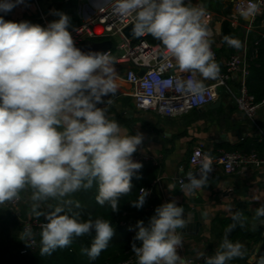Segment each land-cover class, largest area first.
Here are the masks:
<instances>
[{
  "label": "clouds",
  "instance_id": "obj_1",
  "mask_svg": "<svg viewBox=\"0 0 264 264\" xmlns=\"http://www.w3.org/2000/svg\"><path fill=\"white\" fill-rule=\"evenodd\" d=\"M20 3L23 0H0V12L7 13ZM114 11L121 17L133 16L132 34L137 38L151 35L160 41L166 59H173L176 69L188 74L176 81L178 90L203 99V80H215L220 74L203 6H187L185 0H116ZM57 14L59 20L47 27L6 21L0 16V204L20 199V193L31 188L32 212L45 219L40 225V255L50 256L71 245L74 238L94 232L90 248L81 252L95 260L115 236L111 221L83 220L80 213L62 205L41 212L40 202L96 184L97 203L118 211L121 198L132 192L134 174L143 167L132 157L144 136L139 132L122 134L121 125L108 118L106 107L98 106L111 104L110 97L118 91L114 59L106 52L85 53L78 48L68 30L70 18ZM226 42L237 44L231 38ZM172 84L173 80L153 74L148 87L162 92ZM212 171V161L205 155L199 174L188 172L182 189L204 188ZM141 191L144 195L132 202L138 209L148 195ZM155 213L147 226L137 221L138 231L131 244L137 264H190L178 254L183 241L177 229L188 224L183 207L176 201L167 202ZM255 214L264 217V205ZM232 219L226 233L237 224L243 226L242 213L233 214ZM31 235L30 228L25 229L21 239ZM243 249L226 234L205 264L243 258ZM259 264H264V257Z\"/></svg>",
  "mask_w": 264,
  "mask_h": 264
},
{
  "label": "crops",
  "instance_id": "obj_2",
  "mask_svg": "<svg viewBox=\"0 0 264 264\" xmlns=\"http://www.w3.org/2000/svg\"><path fill=\"white\" fill-rule=\"evenodd\" d=\"M111 1L78 0L76 15L83 21L86 16L94 14ZM234 1L192 2V6H203L206 10L205 21L209 20L213 31L209 40L219 54L217 63L220 69H224L225 62L234 51H247L250 55L253 48L264 39L263 20L259 19L251 26L249 16H243L238 22L226 19L233 11ZM62 2L70 0H23V3L11 11L2 13L6 21H28L37 24L40 12H44L50 16V23L57 21L54 20L57 17L56 5ZM224 22H228L232 33H235L233 38L230 37L237 42L234 49L228 48L226 38L222 34ZM114 67L118 91L115 96L110 97L112 103L104 106L107 116L121 125L122 134L142 133L144 139L137 151L151 154L159 162L158 165H146L139 174L133 176L132 190L138 186L152 187L153 190L148 203H144L141 208L142 213L139 215L136 207L125 210L123 216H130V219L122 224L130 232H137V221H143L147 226L150 218L156 214L157 207L176 201L177 206L184 209V218H189L184 229H177L183 241V247L178 249V254L184 260L197 263L215 255L233 214L242 206L243 226L228 239L234 243L240 242L244 246L245 254L243 258L232 259L227 264H259L264 249V217H257L255 210L264 205V166L243 167L235 173H226L219 168L212 175L209 174L207 186L191 192L184 191L176 178L188 172L190 155L198 144H204L211 157L222 151L251 150H256L264 157V104L259 107L255 121L238 109L234 98L226 91H219L218 100L211 105L180 117L170 118L154 112L140 111L134 105L132 86L126 82V66L114 64ZM198 78L203 79L199 76ZM212 81L203 80V83ZM230 86L237 94L236 78L230 82ZM31 195L32 189L26 188L20 193V199L32 209ZM128 199L127 206L131 201ZM39 208L46 209V205L40 202ZM191 216H195V220L190 219ZM197 222H200L198 226ZM5 224L4 219L0 220V225ZM16 226L18 227L16 222H12L10 231ZM201 253L204 254L203 258Z\"/></svg>",
  "mask_w": 264,
  "mask_h": 264
},
{
  "label": "built area",
  "instance_id": "obj_3",
  "mask_svg": "<svg viewBox=\"0 0 264 264\" xmlns=\"http://www.w3.org/2000/svg\"><path fill=\"white\" fill-rule=\"evenodd\" d=\"M116 0H112L108 4L99 8L94 14L86 16L82 23L76 28L70 30L76 45L92 40H113L116 44V51L111 54L114 59V64L126 66V82L132 86L131 95L134 99L135 108L140 111L154 112L159 115L174 118L180 117L193 110L204 108L219 98L220 88H224L226 93L230 94L238 107L249 119L255 121L259 107L264 104L258 102L255 95L250 93L247 87V80L251 72L252 62L259 57V46L256 45L251 54L245 52L234 51L229 59L225 62L224 69H220L219 77L211 83L204 84L206 91L203 99H195L190 94L180 91L176 87V81L187 78L186 73H180L176 67L175 62L171 58H167V53L163 50L161 44H152L148 40L149 35L142 37H127L124 34V29L133 23V16L121 17L114 11ZM134 15V14H133ZM0 16L4 19V15L0 12ZM243 16L251 18V26L255 25L257 20L261 19L264 23V0H235L233 11L226 17L228 21L238 22ZM49 15L40 12L39 21L42 27H47L49 24ZM237 26V25H236ZM206 31L208 32V40L212 31L211 23L205 21ZM238 27V26H237ZM210 42V40H209ZM228 45V48L234 49L235 45ZM211 50L214 53V59L217 62L219 54L210 42ZM144 70V74L140 75V71ZM153 74H157L160 79H171L173 84L171 87L157 92L155 89L148 87ZM236 78L238 83V93L235 94L230 86V82ZM105 105H99L104 107ZM207 155L212 161L213 171L222 168L226 173H235L243 167H261L264 166V157L256 150L222 151L215 157H211L207 147L204 144L196 145L190 155L188 172L199 174L201 164L204 156ZM132 159L140 162L143 167L134 175L139 174L142 169L148 164L158 165L159 162L148 153L136 151ZM187 172V173H188ZM176 178L180 187L182 188V181L187 183L186 174ZM158 180H156L157 182ZM148 192L145 198V204L148 203L149 197L152 193V187H143ZM140 189V196L144 195ZM8 205L10 210L16 213L24 230H31V237L25 239L27 246H25L21 253L31 255L38 246L36 237L40 233V225L45 223L39 220L34 215L30 214L27 217L22 216L21 199L13 202L4 203ZM0 204V205H4ZM23 230V231H24ZM185 261L190 264H205V260L193 263L191 260ZM120 264H137V258L133 253L127 260Z\"/></svg>",
  "mask_w": 264,
  "mask_h": 264
},
{
  "label": "trees",
  "instance_id": "obj_4",
  "mask_svg": "<svg viewBox=\"0 0 264 264\" xmlns=\"http://www.w3.org/2000/svg\"><path fill=\"white\" fill-rule=\"evenodd\" d=\"M194 0H185V5L192 6ZM77 2L78 0H70V2H62L56 5L55 15L57 16L54 20H59V15L57 13H64L70 18L69 31L79 26L82 21L77 17ZM222 34L225 38H233L235 33H232L230 24L224 22ZM148 40L152 44H161L158 40H155L151 35L148 36ZM163 46V45H162ZM259 46V57L251 65V75L247 80V87L250 93L254 94L257 101L264 99V39L260 40ZM116 51V46L109 52V55ZM109 99L108 97H105ZM104 98V99H105ZM99 106V105H98ZM141 187L138 186L130 194L121 198L118 211L113 212L108 204L101 206L97 203L96 196L98 193V187L96 184L90 189H81L75 193L67 195L62 198L49 199L43 201L46 205V209L39 208L38 211L48 212L52 207L56 205H62L66 210H71L73 212L80 213L83 220L91 218L93 221L97 218L110 220L113 227L115 228V236L109 242L106 250L102 251L100 256L95 260L90 259L87 255L82 254L81 249L90 248L93 241L95 233L86 234L81 237L73 239L71 245L66 248L56 249L50 256H41V236L40 233L36 237L38 241L37 248L33 251L31 255H25L21 253V250L27 246L25 239H21L22 231L24 230L23 225L20 223L18 216L15 212L10 210L8 215L12 216V221L18 227L10 231V228L6 229V240H0V264H120L121 262L127 260L133 252L131 251V244L136 232H130L125 225L122 224L123 221L130 219V216H123L125 210L129 211L132 206V202L137 200L140 193ZM131 199V201L129 199ZM127 199L130 201L128 206L126 205ZM79 207H76V204ZM139 210L138 214L142 213L141 208H136ZM243 207L239 206L235 213H242ZM21 212L23 217H27L30 214L37 217L31 208H28L26 203L21 204ZM28 213H30L28 215ZM42 222H45L44 216L41 215L37 217ZM234 221L231 218L229 226L233 224ZM12 224V222H9ZM242 226L237 224V226L230 232L226 233L228 237H231L235 233H238ZM41 232V230H40ZM137 246L140 242L135 241ZM4 245V246H3ZM261 257H264V249L261 252Z\"/></svg>",
  "mask_w": 264,
  "mask_h": 264
},
{
  "label": "water",
  "instance_id": "obj_5",
  "mask_svg": "<svg viewBox=\"0 0 264 264\" xmlns=\"http://www.w3.org/2000/svg\"><path fill=\"white\" fill-rule=\"evenodd\" d=\"M132 26L133 23L131 25H129L127 28L124 29V34L127 37H132L134 36L132 34ZM115 45V42L111 39L109 40H103V41H92V40H87L83 43H81L80 45H76L78 48H80L82 51H84L85 53L89 52V51H95V52H101V53H108L109 51L113 50ZM144 70L140 71V75L144 74ZM211 105V104H210ZM195 220V216H191L190 219ZM189 218L187 217V220ZM200 222H197V226L199 225Z\"/></svg>",
  "mask_w": 264,
  "mask_h": 264
},
{
  "label": "rangeland",
  "instance_id": "obj_6",
  "mask_svg": "<svg viewBox=\"0 0 264 264\" xmlns=\"http://www.w3.org/2000/svg\"><path fill=\"white\" fill-rule=\"evenodd\" d=\"M219 91L224 92L226 90L224 88H220ZM8 211H9V209H8V207L5 204L4 205H0V220L4 219L5 222H6L5 225H0V240H4L7 237L5 230L10 227L9 222H13L12 221L13 217L8 215Z\"/></svg>",
  "mask_w": 264,
  "mask_h": 264
}]
</instances>
